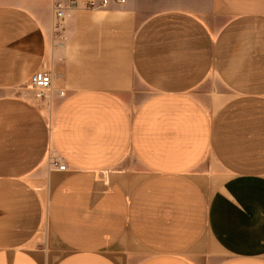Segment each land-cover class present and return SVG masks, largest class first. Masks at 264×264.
Here are the masks:
<instances>
[{"label": "crops", "instance_id": "obj_1", "mask_svg": "<svg viewBox=\"0 0 264 264\" xmlns=\"http://www.w3.org/2000/svg\"><path fill=\"white\" fill-rule=\"evenodd\" d=\"M75 1L0 0V264H264V0Z\"/></svg>", "mask_w": 264, "mask_h": 264}, {"label": "built area", "instance_id": "obj_2", "mask_svg": "<svg viewBox=\"0 0 264 264\" xmlns=\"http://www.w3.org/2000/svg\"><path fill=\"white\" fill-rule=\"evenodd\" d=\"M116 4H125L126 0H112ZM110 0H87L84 3L85 8L87 9H99L106 7L110 4ZM78 7V2L71 0L69 3H66L64 0H54L53 10L58 20H64L67 16L68 9H75ZM53 84V75L46 71L36 72L30 79L28 88L37 93V97L41 98L45 96L47 92L51 89ZM63 94V93H61ZM55 165L59 170H65V165H61L59 162H56Z\"/></svg>", "mask_w": 264, "mask_h": 264}, {"label": "rangeland", "instance_id": "obj_3", "mask_svg": "<svg viewBox=\"0 0 264 264\" xmlns=\"http://www.w3.org/2000/svg\"><path fill=\"white\" fill-rule=\"evenodd\" d=\"M28 92H30L33 95V98L39 103H44L46 98H47V94L45 96H42L41 98L37 97V93L31 89L28 88Z\"/></svg>", "mask_w": 264, "mask_h": 264}]
</instances>
